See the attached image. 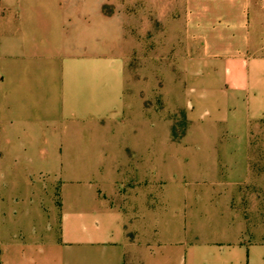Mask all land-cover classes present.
I'll return each mask as SVG.
<instances>
[{"label":"crops","instance_id":"obj_1","mask_svg":"<svg viewBox=\"0 0 264 264\" xmlns=\"http://www.w3.org/2000/svg\"><path fill=\"white\" fill-rule=\"evenodd\" d=\"M1 1L0 264H264L232 207L264 119V0H168L143 52L104 0Z\"/></svg>","mask_w":264,"mask_h":264},{"label":"rangeland","instance_id":"obj_2","mask_svg":"<svg viewBox=\"0 0 264 264\" xmlns=\"http://www.w3.org/2000/svg\"><path fill=\"white\" fill-rule=\"evenodd\" d=\"M168 3H170L168 0H104L103 9L106 14H115L120 18L122 27L126 30V33L137 35L138 46L143 52L146 46L152 47V49L164 50L163 48L166 46V31L170 29V21H168V18L164 15ZM2 7V1L0 0L1 12H16V10L11 7L9 10ZM1 23L0 21V26ZM145 69L142 61L140 68L136 70L137 75L145 76ZM162 71L165 72L166 70H162L161 68L157 70L153 69V75H157V77L161 78ZM159 87L160 86H156L155 90L154 86V91L156 93ZM158 95L154 103L157 104L156 108L158 112H160V110L164 111L166 104H164V101L161 100L160 95ZM167 119L170 122L174 139H179L187 127L184 110L180 108L174 109L170 103ZM154 125H157V123L154 122ZM162 127H164V125H162ZM158 130L160 136H163L161 129L159 128ZM251 138L250 181L248 185L237 187L232 202L233 218L244 227L245 235L250 240L264 241V119L256 122L252 126ZM158 151L161 152V150ZM175 152H182V148L167 145L162 150L164 157L168 155L172 156L171 154ZM169 161H171L170 157L166 159V163ZM178 170L179 176H195L191 159L188 156H186L184 162L178 166ZM160 171L154 169V176H163L162 171ZM177 175L178 172H176V176ZM39 177L43 183L45 182V185L42 186V188L45 187V189L42 190L48 192L53 189L49 188L48 182L49 178L52 176ZM59 202L60 198L58 197V205Z\"/></svg>","mask_w":264,"mask_h":264},{"label":"trees","instance_id":"obj_3","mask_svg":"<svg viewBox=\"0 0 264 264\" xmlns=\"http://www.w3.org/2000/svg\"><path fill=\"white\" fill-rule=\"evenodd\" d=\"M174 135H175V133H174Z\"/></svg>","mask_w":264,"mask_h":264}]
</instances>
